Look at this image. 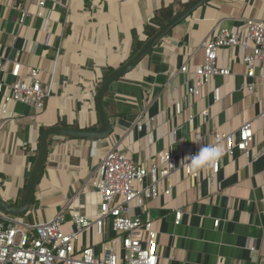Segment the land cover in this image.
<instances>
[{
	"label": "crops",
	"instance_id": "0c3cea01",
	"mask_svg": "<svg viewBox=\"0 0 264 264\" xmlns=\"http://www.w3.org/2000/svg\"><path fill=\"white\" fill-rule=\"evenodd\" d=\"M192 1H50L43 16H37L32 0H0V59L7 60V72L20 61L22 73L40 67L43 80L53 83L43 112L15 104L12 119L0 130V196L6 202L22 201L38 153L34 155V145L39 149L42 130L53 126L97 129L96 100L93 103L86 92L94 87L98 90L96 80L105 79L107 72L130 60L134 39L147 38L146 27L159 11L173 7L177 12ZM21 8L31 13L22 25ZM249 17L264 20V0H211L176 25L135 68L109 87L105 109L112 132L108 137L50 139L43 175L23 218L31 224L48 221L64 208L62 229L72 233L75 227L68 205L88 215L97 210L92 182L103 153L116 148L131 154L136 162L148 164L157 151L169 146L179 150L180 138L191 136L189 129L177 137L171 135L174 128L187 127L190 113L183 106L177 114L172 104L185 96L191 84L190 75L181 73V67L194 69L203 62L199 47L218 23L239 30ZM243 56L240 47L219 52V65L231 70L230 75H217L212 81V86L221 88V102L213 103L208 91L200 101L190 96L189 102L196 111L211 108L210 122L200 117L197 122L206 143L215 131H237L243 117H250L255 131L251 155L236 152L225 156L214 181L208 166L197 169V179L178 169L171 195L149 200L143 210H134L150 217L158 231L160 264H264V80H256L255 93L244 87L251 79L246 76ZM7 78L14 80L11 74ZM142 113L156 117L151 146L146 130L136 126ZM185 157L182 154L180 162ZM177 209L183 212L179 225L175 222ZM216 219L218 226L214 225ZM114 236L107 219L103 226L84 232L76 248L93 245L102 253L103 243ZM251 243L256 254L249 249Z\"/></svg>",
	"mask_w": 264,
	"mask_h": 264
},
{
	"label": "built area",
	"instance_id": "2783aa9c",
	"mask_svg": "<svg viewBox=\"0 0 264 264\" xmlns=\"http://www.w3.org/2000/svg\"><path fill=\"white\" fill-rule=\"evenodd\" d=\"M37 7V16H43L48 2L61 0H32ZM19 8V7H18ZM20 24H24L30 13L29 9H20ZM244 50L242 59L246 67V76L251 79L244 87L256 92V80H264V20L245 18L244 27L239 30L217 24L213 34L201 42L200 49L204 60L194 69L183 65L181 73L189 74L191 84L186 87L185 96L172 102L177 114L183 106L190 109L188 115L189 138L179 140V150L171 146L157 151L150 163H138L133 156L116 148H111L102 154L96 168L95 179L92 182L97 196V210L88 215L76 211L69 206L75 230L66 233L62 229L65 221L64 211L61 210L54 218L35 224L27 222L22 216H13L0 212V264H160L158 231L154 229L150 217H143L140 212L147 202L162 195H171L175 187L173 174L178 169L197 179L199 171L193 170L179 158L183 154L198 152L197 143H206L205 136L199 135L197 122L199 117L205 123L211 120L210 106H203L198 111L193 109L189 97L199 99L206 91L212 95L213 103L222 101L221 88L212 86L213 78L217 75L228 76L229 68L221 67L218 63L221 49ZM20 61L14 63L11 72H7V60L0 59V130L12 119L13 106L24 104L33 108L37 113L45 110L48 99L53 93V83L43 80V69L31 67L22 73ZM8 74L14 77L8 81ZM104 79L96 80L95 86H101ZM97 88L87 91L86 97L93 103L96 100ZM264 124V113L261 114ZM156 117L141 114L136 122L139 130L145 129L148 145L154 144L153 125ZM180 128L171 131L172 137H177ZM219 140L224 148L222 156L209 168L211 181L217 177L223 168L225 156L232 157L236 152L250 156L255 142L253 120L244 116L237 131H215L207 143ZM25 148L27 143L24 144ZM34 155L38 144L34 145ZM180 162V163H179ZM118 198V201L116 199ZM75 198L70 200L74 203ZM182 210L175 212L176 224L182 218ZM109 219L115 236L103 243V252L98 253L96 247L87 245L77 249L81 235L94 226H103ZM219 225V219L214 221ZM253 254L257 253L254 244L249 245ZM240 264V263H237Z\"/></svg>",
	"mask_w": 264,
	"mask_h": 264
},
{
	"label": "water",
	"instance_id": "95a60500",
	"mask_svg": "<svg viewBox=\"0 0 264 264\" xmlns=\"http://www.w3.org/2000/svg\"><path fill=\"white\" fill-rule=\"evenodd\" d=\"M210 1L211 0H193L185 9L176 14L170 22L160 28L156 34L148 39L141 49L135 53L129 61L106 75L96 94V107L99 118V127L97 129L53 126L42 130L39 137L38 153L31 173L28 177L21 203L19 205H12L6 202L0 196V212L13 216H21L30 210L36 187L43 175V171L48 160L50 139L52 137L65 136L80 139H102L108 137L111 134L112 123L105 109V97L111 84L135 68L143 60V58L153 50L159 41L165 37L176 25L189 17L199 7ZM186 130V126L180 129L178 136Z\"/></svg>",
	"mask_w": 264,
	"mask_h": 264
},
{
	"label": "clouds",
	"instance_id": "9594fccd",
	"mask_svg": "<svg viewBox=\"0 0 264 264\" xmlns=\"http://www.w3.org/2000/svg\"><path fill=\"white\" fill-rule=\"evenodd\" d=\"M198 152L189 154L181 163L186 162L194 171L206 166L213 165L223 154L222 143L217 140L215 143H197Z\"/></svg>",
	"mask_w": 264,
	"mask_h": 264
},
{
	"label": "trees",
	"instance_id": "16d2710c",
	"mask_svg": "<svg viewBox=\"0 0 264 264\" xmlns=\"http://www.w3.org/2000/svg\"><path fill=\"white\" fill-rule=\"evenodd\" d=\"M188 5H189V3L188 4H182L180 6V9L177 12L174 11L173 7H168V8H165V9H162L161 11H159L155 15V17H154V19L152 21V24L148 25L146 27V36H147V38L145 40H139L138 38L134 39L133 49H132L133 50V54L138 52L141 49V47L147 42L148 39H150L154 34H156V32L160 28H162L164 25H166L168 22H170L175 17L176 14H178L180 11L185 9ZM108 73H110V71L107 72L106 75H108ZM74 128H76V127H74ZM23 195H24V192H23Z\"/></svg>",
	"mask_w": 264,
	"mask_h": 264
},
{
	"label": "rangeland",
	"instance_id": "374dc122",
	"mask_svg": "<svg viewBox=\"0 0 264 264\" xmlns=\"http://www.w3.org/2000/svg\"><path fill=\"white\" fill-rule=\"evenodd\" d=\"M21 203V201H19L18 203H16L15 201H12L10 204H12V205H16V204H20ZM27 214V213H26ZM22 217H26V215L24 214V215H21Z\"/></svg>",
	"mask_w": 264,
	"mask_h": 264
}]
</instances>
